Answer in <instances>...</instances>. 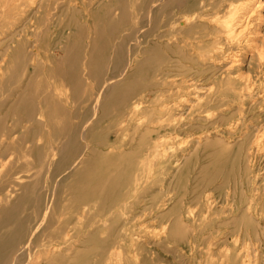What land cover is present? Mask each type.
<instances>
[{
	"label": "bare ground",
	"instance_id": "bare-ground-1",
	"mask_svg": "<svg viewBox=\"0 0 264 264\" xmlns=\"http://www.w3.org/2000/svg\"><path fill=\"white\" fill-rule=\"evenodd\" d=\"M136 1H134L130 6L118 4V6L115 5L117 13H114V15L112 13V18H107L108 23L106 22L107 25L109 24V27H112V33H108V30L104 32L105 28H103L102 32H100L99 34L103 35L105 38L108 34H111V37L114 38V46L112 49L113 52L111 54L113 57V63L111 65L112 70H109L111 71V75H108L109 78H102V70L98 71L99 76L97 77H99V79H104V81L101 87L100 85L97 86L99 87L98 93H92L95 94V99L92 100L93 102L89 103L90 98L89 101L88 98H85V100L87 99L88 102L84 100V102L82 101L83 103L81 102V104H84L85 102H87L86 104H88L86 106V110L84 111L85 114L83 113V116L80 115L81 117H83V123L82 125H80V127L82 126L81 132H78L81 136V140H84L82 141L83 143L78 141L79 143L83 144V147H79V145L81 144H77L80 149L76 148L75 146L77 143L76 140H78L75 138L78 135L76 134L77 130L75 129L78 125H75V127L72 128V122L74 120L71 121L70 119V123L72 126L70 125V127L68 122L67 125L69 129L67 128V130L69 131V135H65L68 137L67 140L62 139V142L58 143V146L53 149H50L51 144L50 146L48 145L50 151L54 154V156L55 154L58 156V160L56 159V157L55 160H50V156L47 154L48 152L46 153L49 156V158L46 156L47 160L49 159L51 163L56 161V163H53V165L50 164L52 165L50 167L47 165V163H45L46 169L47 166L50 169V171L48 170L50 174V176H48L49 178L46 176L48 175V171L45 175L46 178L49 179L47 189L42 192L43 189H39L41 187L38 188V184H34L38 182V180H40L38 179L40 176H37L38 180H36V182L33 181L35 189L33 188V185L31 186L35 191L33 192V189L31 190V192L29 191L30 195L32 194V192L34 193V195L33 197L29 195L31 197L29 198L27 197V191L30 190V186L28 183H25L26 181L22 178L24 180V183L22 181L21 184L20 182L17 184L19 194L16 195L15 198L13 197L14 199L10 201L9 195H11L15 190H9L8 194H6V198L4 200L1 199L0 264H40L43 262L45 264H67V259L71 257L72 254H74V251L77 252L76 250H74V245H72L71 243V239L73 237L72 235H70V232L72 231L68 232L66 230V228L68 229V225L72 226V224L69 223L71 216H66L69 220H66L67 223L63 224V227L58 226L60 222L59 224L57 223L58 225L56 227V222H54V211L56 207V200H58L55 195L58 193L57 191L63 187V184L61 183H65L71 180L72 184H74V188H71L69 191L66 190L67 194L61 193V197H63V195H67L68 197H70V193H75V196L77 197L78 195H80V197L76 199L71 197L72 199H70L68 202L72 204V208H70V211L74 210V212L76 213V215L74 216L75 218L73 219L75 227L83 224L80 221L81 216H83L82 212L84 211V216H89V209L87 210V207L90 208L89 205L92 201H98L101 210H103V214L100 215L99 219L93 218L89 222V230L94 228V232H96L99 225L104 226L105 224L107 225L110 222V229L116 231L117 228L122 225L121 223L124 222H120V218L124 217L126 213L129 210L131 211V208L134 206L131 205L132 203L130 204L127 201L129 197L134 198L133 203L135 204L137 201L139 202V200L143 201L142 199H144L145 196L149 193H153L152 190L154 188H158V191H162L164 188L163 185L166 182L165 180L167 178H174L178 181L185 180L183 169L185 166V169L189 166V159L192 158L193 153H196L202 145H207L209 142L213 143L214 141H216L215 143H225V141L223 140L224 137L222 138V135L220 133L216 132V134H219L220 136L217 138V140H214L213 137H210L209 132H205L199 135L189 134V136L187 137H191L190 141L185 148L182 147L183 149H181V145L177 144L176 146H174V144L177 142V138H180L179 136L183 134L182 131L184 130L185 126L180 117L187 116L190 118L194 117L193 115L194 113H196L197 117H206V119L207 117H217L218 120H221L223 122V125H226V123H228L229 121V117H244L247 112L253 111L255 108H257V104L261 103V101L258 100L259 97H254L257 96V93H254V91L255 89H260L258 84L264 83V77L260 80H252L249 74L253 72L252 69H256V66L260 69L264 60V0H149L150 3H153V5H148L149 7H147L146 9L145 6V10L141 5H137ZM45 3L48 2L45 0H0V7H8L9 9H11L13 16L17 12L18 16L22 17V15H24L23 13H25L23 7H26L27 5H31L32 7L34 5L38 7L39 11V6H45ZM20 8H22L24 12H20ZM28 8L31 9L30 7ZM33 11L30 13L32 14ZM107 12L110 13V11L108 10ZM156 13H158L159 16L156 17ZM1 15H3L2 10ZM9 15H11V12L9 13ZM105 15V17H107V14ZM0 20H2V18ZM24 22L25 21H23V23ZM6 24L4 26H6ZM145 25L152 26H148V30H142V28L144 29ZM11 26L13 27L12 24ZM8 27H10L9 24ZM109 27L108 29H110ZM8 29L5 28V31ZM0 30H2V27L0 28ZM14 30L15 29H11L13 35L15 34ZM3 33L4 32L2 30V34ZM15 36H17V34H15ZM95 42L91 45H89L88 43L87 44L91 48L92 46H95V48L98 49V43ZM126 45H128L129 47L126 48ZM33 49L35 50V48ZM99 49V53H95L96 55L91 54L87 49H85L87 50V52H89V54L86 55V57L84 56L85 62L83 63V67L84 65L85 67L87 65L90 66L92 61L96 60V57L98 59V55H100V59L101 57H104L106 55L105 53L107 51V45H99ZM70 50L71 49L69 48L68 50L63 49V53L67 55L68 52L70 54L71 52H73ZM93 56L94 60H91ZM70 57H73L74 59L78 58V54H72ZM247 57L248 62H246ZM66 58H68V56ZM35 59H37V57ZM41 62L43 61L38 60V64L40 63L42 67ZM73 62L71 61V65ZM58 63H60L59 59ZM106 64L107 66L103 65L105 66V68L110 67L108 66L109 63ZM32 65L34 64L32 63ZM81 65L82 64H80V67L78 66L79 70H81L80 68H82ZM74 66L75 68L77 66L76 59L74 62ZM46 68L47 72L54 71L53 65H48V67L46 66ZM69 68L67 67L66 71L70 70ZM99 68L101 69L100 64ZM140 69H143L142 71L145 72L147 71V73L149 74V79L147 81L145 80L146 82L142 81V79L133 78V75L136 73V71L139 72ZM20 70H22V68ZM88 70L93 74V70H90V68ZM75 71L76 70H74V72ZM69 73H66V75H69ZM84 73L86 74V72ZM70 74L72 75V73ZM76 76L79 75L77 74ZM81 76H79L78 78H84ZM106 76L104 75V77ZM71 77L72 76H70V79ZM74 77L75 76L73 75V81L78 82H71L75 83L76 85H81L82 82H79L81 79L79 80L77 78L78 80H74ZM91 77L89 79H86L90 80L92 79ZM101 79L99 81H101ZM211 79L212 81L210 82ZM83 81H85V79ZM95 81V85H97L98 78L97 80L95 79ZM71 82L67 84H70ZM85 83L83 84L82 88H84ZM12 88L13 87H11V89ZM150 88H152V91L148 90ZM87 89L88 87L84 88L83 92L84 90L86 92ZM95 91H97V88ZM7 94H9V92ZM5 95L3 97H5ZM85 95H83V97ZM149 95L152 96L148 97ZM87 96L89 95L87 94ZM253 97L254 99H252ZM250 98L252 100H249ZM21 99L22 98L20 97L18 102H20ZM22 101L19 104H23ZM39 101L41 102V100ZM40 102L34 103L31 101L30 103H26V105L28 106V111H30L33 106V114L34 112H36V110L39 111V113L42 112V108H35V105H40ZM232 104L236 105V109L231 110L229 108ZM8 106H10V104ZM53 107H55V105ZM246 109L247 112H245ZM60 110H62V108H60ZM76 110H78V108ZM59 111L58 115L55 114L57 115L56 118H58L59 114L62 113H60ZM67 112L68 111L66 110V113ZM76 112H78L79 114V110L75 111V113ZM68 113L67 116H71L70 114L68 115ZM112 114L115 117V122L109 128L110 130H114V140L112 143H102V138L106 137L109 134L104 135L106 129L100 130L98 126H100L101 121L105 117H108ZM76 115L74 114V117ZM34 116L36 115H33V117ZM33 117H30V120L33 121ZM250 117H264V110H260V112H253ZM40 118L43 119L42 116ZM258 118L250 121L249 125L246 124L248 126V129L246 127V135L241 138V140H239L236 145H234L236 151L234 150L235 153L233 155V158L228 160L229 164L233 165L237 163L240 168H244L238 176L237 185L239 187V193L235 192L231 198L230 194H226L223 199L221 198L212 200L213 195L211 193H207L209 191H207V189H198V187H196L194 190L190 191L189 189H186L185 186L181 187L180 190H178L181 195L178 199L179 205L177 206V203L173 205L171 210L172 212L170 214L160 216V224L157 226L158 228H156L155 231L153 230L152 232H150L148 230H145L150 232V234L147 233L148 235L143 236L145 238H143L144 240H142V243L140 241V238H132L133 236L129 237V234H127V230H119L116 234L118 241H116L115 238L114 240L116 242L127 240L130 247L148 246L152 249H157L160 247V245H165L168 247L170 246L171 255L173 256V258L178 259L179 263L177 261V264H181L183 252L182 250L178 249L176 245L179 243H187L188 249H191L194 245L195 235L197 231L196 226L198 223V219L197 215L195 214V212L197 211H194V209H192L193 207L191 208V206H189L184 201L185 196H187L188 194L190 195L191 192H197V194L195 195V202L199 204L201 212L207 214L211 213L214 216L216 215V217H221L223 213L228 210V214L231 215L230 217H232L233 225L237 226L240 229L244 228V232L248 227L258 225L259 223L257 219H259L260 215L258 214L259 211L256 202L262 201L264 206V172L261 173L256 168L257 166H255L254 164V161H256L257 159V154L264 153V126L259 124L260 121L258 120ZM2 119L3 118H1L0 123ZM65 121L66 120H64V122ZM35 123L37 124V122ZM45 123H42V126H44ZM73 123H75V121ZM237 123L234 125V127L238 126ZM218 125L220 126V124ZM40 126L41 125H39V130L41 128ZM64 126L65 124L63 123V127ZM2 129L3 128L0 127V131ZM229 129L230 128L228 127V129H225V131L223 130L222 133H231ZM94 130H97L98 134L96 133L94 135ZM109 131H107L106 133H109ZM253 131L257 132V134L254 133L255 135L253 134L252 138ZM38 132L39 131H37V133ZM59 132L60 131H58V133ZM51 133L52 132H50V135L52 136ZM26 136H28V134ZM59 136H61V134ZM65 136H63V138ZM91 137H93V140H101V143L98 144L107 148V150H97L95 148H92V145L90 147V141H87V139H90ZM59 138L61 140L62 137ZM23 140L24 139L22 138V141ZM179 140L180 143L181 139ZM22 141H18L20 145ZM49 141L50 140H48V142ZM19 143H17L18 147ZM27 144H23L24 149L25 145ZM10 145L12 147V144ZM20 148L22 149V146ZM51 152L49 153L51 154ZM211 152L212 151H210V153ZM42 155L44 154L42 153ZM37 158L39 157L37 156ZM30 160L32 159L30 158ZM207 160L209 161L210 158ZM43 161H46L45 158L43 159ZM43 161H40V164ZM20 165H24V163H21ZM179 165H182V167L178 168ZM151 166L154 167V171L152 173ZM15 167L14 169L17 170ZM205 167L201 166L202 169H204ZM11 168H13V166H11ZM36 168L34 169L36 170ZM14 169H12L13 172L15 171ZM21 170L23 172L24 170H26V168L23 170L21 166ZM17 171H20V169ZM205 172L208 171L205 170ZM29 173H26L27 177ZM32 174L34 175V172ZM39 174L41 175V172H39ZM8 175L9 178L12 179L13 176L10 177L9 173ZM20 175H23L21 171ZM59 175L61 176L58 178L57 176ZM215 175L211 174V177ZM194 176L192 178H194ZM29 178L32 180L31 177H28V180ZM43 178L44 176L42 177V179ZM207 178L209 179L210 175L209 177L207 176ZM33 180H35V178H33ZM15 182L16 181H14V183ZM0 184L2 185V181ZM12 184H9V187ZM199 184H201V181L199 182ZM209 185L210 184H205L204 182V185L201 184V187H207ZM5 186L7 187L8 185ZM2 187L4 186L2 185ZM43 187H45V185ZM9 189H11V187ZM0 191L2 192L4 190ZM61 191L63 190L61 189ZM59 194L60 193H58V197L60 196ZM192 195L193 194H191L190 196ZM233 197H235V199ZM60 201L61 200L59 199L57 203H61ZM166 201H171V198L166 197ZM64 205L65 204H63L62 207H64ZM60 206L61 205H59V207ZM157 206H159L158 208L161 209L162 207H165L163 206V202L162 204H159ZM68 210L66 208V211ZM79 212L82 215L79 214ZM226 215L227 214H225V216ZM60 218L62 219V216H60L59 219ZM138 219L141 220V218ZM218 224L219 226L227 225V223L223 222H220ZM101 233H103L102 235H105L104 231H101ZM91 235L92 234H88V236L83 237H85L86 239ZM102 235H100V237H102ZM85 239L84 241L81 240V243L85 242ZM258 243H260V241ZM109 244V240L107 239L99 240L96 250L93 254V260L91 261L93 262V264H119L116 256L119 257L120 252H116L115 250L113 252V250L110 251L109 249H107V246ZM87 257L88 256L84 257L85 261ZM214 258V260L209 261V264H255L248 258L247 254L240 249H229L219 257H216L215 255ZM39 259L40 261H38ZM136 261H139V258ZM182 264H184V262ZM257 264L262 263L258 262Z\"/></svg>",
	"mask_w": 264,
	"mask_h": 264
},
{
	"label": "rangeland",
	"instance_id": "rangeland-1",
	"mask_svg": "<svg viewBox=\"0 0 264 264\" xmlns=\"http://www.w3.org/2000/svg\"><path fill=\"white\" fill-rule=\"evenodd\" d=\"M45 1L48 2V3H45L46 7L43 5L39 6L40 7L39 11H38V7L34 6V5H33L34 7L33 6L31 7V5H27L26 7H23V9L25 10V13H23L24 15H22L23 18L21 16H18L17 12L13 16L11 9H9L8 7L7 8L0 7V19L2 18V20L5 22V24L7 23L6 26H4L5 25L4 22L2 20H0V26L2 27V30L4 32L2 34V30H0V98H1L0 99V114H1L0 120H1V118L4 119V120L2 119V121L0 123V125H1L0 127L3 128L0 131V143H2V144H0V150H1L0 151V157H1L0 158V173H1L0 174V183L2 181V185L4 186V187H2V185L0 184V188H1L0 190H4L2 192L0 191L1 192L0 193V195H1L0 201H1V199L4 200L6 198V194H8L9 190L10 191L15 190L11 195H9L10 201H12L16 197V195L19 194L17 184L19 182L21 184L22 181L24 183V180L26 181L25 183H28L30 186L29 187L30 190L27 191V193H28L27 197H29V198L33 197V195H34L33 192L35 191L34 186L36 184H38V188L41 187L39 189H41V190L43 189L42 192L45 189H47V186H48L47 184L49 182L48 181L49 179H47L46 176L47 177L50 176L49 167L52 166L53 163H56V161L51 163L50 160H52V159L55 160V157L58 160V158H57L58 156L56 154L54 156V154L50 151V149L57 147L58 143L62 142V139L67 140V138H68L67 136L69 135V131L67 130L68 122H69V126H70L71 125L70 122L73 120L75 121V123H73L74 121L72 122V125H73V126L71 125L72 128H74L75 125H78L75 129V130H77L76 134L79 135V136L77 135V137H75V138L78 140H76L74 138L77 142L75 145L76 148H79L83 145L82 141H84V140H81V136L78 133V132H81L82 126L80 127V125H82V123H83V121H82L83 117H81L80 115L83 116L85 114L84 111L86 110V106L88 105L86 103L89 101V98H90L89 103L93 102L92 100L95 99V94H97L99 91V87H97V86L100 85V87H101L104 79L109 78V76L111 75L110 74L111 71H109V70H112L111 65L113 63V57L111 54L113 52L112 49L114 46V44H113L114 38L111 37V34H108V33H112V29H111L112 27H109V24L107 25V23H108L107 18L111 19L112 16L114 15V13H117L116 6H118V5L130 6L136 0H128V1H126V0L125 1L124 0L123 1H121V0H58V1L57 0L56 1L50 0L52 3L48 0H45ZM150 1L149 0H138L136 2H137V5H141L143 9L146 6L145 7V9H146L147 7L153 5V3H150ZM49 2H50V4H49ZM120 2H122V3H120ZM126 2H128V3H126ZM28 7H30L31 9H29ZM42 7H44V8H42ZM21 9L22 8H20L19 11L24 12L23 9L22 10ZM28 9H29V11H28ZM110 9H113V10H110ZM1 10H2L3 15H1ZM107 10L110 11L111 14L108 13ZM32 11H33V13L31 14L30 12H32ZM10 12H11V15H9ZM112 13H113V15H112ZM105 14H107V17H105L106 16ZM6 15H8L9 17ZM25 16H27L28 18ZM108 16H110V17H108ZM155 16L156 17L159 16L158 13H156ZM6 18H7V20H6ZM13 20L15 21V23ZM6 21H8V22H6ZM12 21H13V23H12ZM23 21H25V22L23 23ZM10 23L13 25V27L11 26ZM8 24L10 25V27H8ZM104 24H105V26H104ZM148 26L150 27L152 25H145L144 29L142 28V30H148V28H149ZM3 27H4V29H3ZM106 27H107V29H106ZM108 27L110 29H108ZM5 28L6 29L9 28V29L5 31ZM103 28H105L104 32L106 30H108V33H106V34H108L106 38L103 35H99L100 32H102ZM11 29L12 30L15 29L14 33L17 34V36H15V34L14 35L12 34ZM39 31H40V33H39ZM81 31H82V33H81ZM40 34H41V36H40ZM87 35L88 36L90 35L91 37L89 36L90 37L89 38ZM88 38H89V40H88ZM97 39H98V41H97ZM95 41L98 43V49L95 48V46L94 47L92 46V48L89 46V45L93 44ZM99 45H101V46L107 45V51L105 53L106 55L104 57H101V59L99 57L100 55H98V59L95 56L96 60H94V56H93L91 59V60H94V61H92L93 65L91 63V65H90L91 67L88 65L86 67L84 65V67H83V63L85 62L84 56L86 57V55H88L89 52L93 55L95 53L98 54L99 50H100ZM128 47L129 46L126 45V48H128ZM33 48H35L36 51ZM62 48L64 50H66V49L68 50V48H69V49H71L70 51H73V52H71L70 54L67 52V55H66L63 53ZM85 49H87L89 52H87V50H85ZM33 52H35V53H33ZM72 54H78V58H75L77 60V66H76L77 69L74 66L75 59L73 57L72 58L70 57ZM109 54H110V56H109ZM67 56H68V58H66ZM36 57H37V59H35ZM58 59H59L60 63H58ZM62 59H63V61H62ZM109 59H110V61H109ZM38 60L43 61V62H41L42 67H41L40 63L38 64ZM247 60H248V57L246 58V62H248ZM20 61H22V62H20ZM71 61L72 62L74 61L72 63V65H71ZM105 61H107V62H105ZM30 62H31V64H30ZM64 62H65V64H64ZM32 63L34 65H32ZM79 63L82 64L81 65L82 68H80L81 70H79V68H78V66L80 67ZM106 63L110 64V65L108 64V66H110V67H106L107 69L105 68V66H103V65L107 66ZM99 64H100L101 69L99 68ZM31 65H32V67H31ZM45 65L47 67H48V65H53L54 71L53 72H47V70H46L47 68ZM69 65H71L72 67ZM62 66H64V67H62ZM263 66H264V60H263V64L261 65L260 69L257 66H256V69H254V70L252 69V71L254 73L251 72L249 74V76L252 80L263 79V77H264V75H263L264 74V67ZM67 67L68 68L71 67V68H69L70 70L66 71ZM21 68H22V70H20ZM89 68H90V70H93V74L91 73V71L88 70ZM74 70H76V71L74 72ZM101 70H102V78H104V79L100 78L101 81H99L100 79L97 76H99L98 71H101ZM142 70L143 69H140L139 72L136 71V73L133 75V78L142 79V81H145V80L147 81L149 79V74L147 73V71L145 72ZM39 71H41V72H39ZM63 71L66 73H69L71 71L70 73H72V75L70 73H69V75L68 74L66 75V73H64ZM87 71H89V72H87ZM77 72H79V73H77ZM84 72H86V74ZM82 73L84 74V76ZM63 74H65L66 76ZM77 74L79 76L82 75L81 77H84V78H78L79 76H76ZM62 75H63V77L64 76L65 77L63 78ZM73 75L75 76L74 80H78V79L80 80L81 79L79 81L80 83L82 82L81 85L79 83H78L79 85L75 84L78 81H73ZM104 75L105 76L107 75V76L104 77ZM70 76H72L71 79H70ZM89 76L90 77L92 76L91 78L93 80L92 79L87 80L86 78L89 79L90 78ZM97 78H98L97 85H95L96 84L95 79L97 80ZM62 79H64V80H62ZM84 79H85V81H83ZM71 81H73L75 83H73ZM211 81H212V79L210 80V82ZM69 82H71V83L67 84ZM83 82L84 83L86 82L84 85V88L88 87L86 92H85V90L83 92V89H84V88H82L83 84H84ZM88 82L90 83V85ZM98 83H100V84H98ZM258 85H259L260 89L259 90L255 89L254 93H257L256 94L257 96H254V97H259L258 100L261 101V103H258L256 106L257 108H255L251 112H247V109H246L245 112H247V113L245 114L244 117H229V121H228V123H226V125H223V122L221 120H218L217 117H207V119H206V117H197L196 113H194V115H193L194 117L189 118L185 115H184L185 117H180L182 122L185 124V126H184V130L182 131L183 134H181L179 136L180 138H177L178 143L176 142L174 144V146H176L178 144V145H181V149H183L187 146V144L190 141L191 137H187V136H189V134L190 135H192V134L199 135V134H201V133L203 134L205 132H209L210 137L211 138L213 137L214 140L215 139L217 140V138L220 136L219 134H216V132L220 133L222 135L221 137L222 138L224 137L223 140L225 141V143L224 142L223 143H220V142L215 143L216 141H214L213 143L209 142L207 145H202L196 153H193L192 158L189 159V166L186 169H185L186 166L184 167L185 171L183 169V175H185V180H182V181L179 180L178 181V180H175L174 178H171V179L167 178L165 180L166 182L163 185L164 188L162 191L161 190L158 191V188H154L152 190L153 193H151V194L149 193L148 195L145 196L144 199H142L143 201L139 200V202L137 201L135 204L133 203L134 198L129 197L127 201L130 204L132 203L131 205H134V206L131 208L132 209L131 211L129 210L126 213L125 216H127V217L124 216L125 218L124 217L120 218V222H122V221L125 222L127 220L128 221L125 223L122 222L121 223L122 225L119 228H117L116 231H114L113 229H110V224H109L110 222L107 225L105 224L104 226L99 225L96 232H94L95 231L94 228L89 230V222L93 218L99 219L100 215L103 214V210H101L100 204L98 201H92L91 204L89 205L90 208L87 207V210L89 209L88 210L89 216H84V211L82 210L83 216H81L80 221L83 224L78 226V227H75L73 219L75 218L74 216L76 215V213L74 212V210L70 211V208H72L71 207L72 204H70L68 202L72 198L76 199V198L80 197V195H78V197H77V196H75V193H70L71 194L70 197H68L67 195H65V196L63 195V197H61V195H62L61 193L67 194L66 190L69 191L71 188H74V184H72L71 180L68 182H65V183H61V184H63V187L61 185V187H62L61 189L64 192L61 191V189L57 191L58 193H60L59 194L60 198L58 197V193L55 195V197L58 198V200H56V207H55V211H54L55 212L54 213V222H56L55 223L56 227L59 224V222H60V224L58 226L63 227L64 226L63 224L67 223L66 220H69L67 217L71 216L69 223H71L72 226L68 225V229L66 228V230L68 232L72 231V232H70V235H72V237H73L71 239V243H72V245H74V250L77 251V252L74 251V254H72V256L67 259V264H81V263L82 264H85V263L93 264V262H91V261L93 260V254L96 250L98 242H99V240H104V239L109 240V243H110L107 246V249H109L110 251L113 250V252L115 250L116 252H120V254L122 255L121 256L119 254V257L116 256V259H117V261H119L118 262L119 264H121V263L122 264H137V263L138 264H177L178 259L173 258V256L171 255V247L170 246L168 247L165 245H162V246L160 245V247L157 249H152L151 247H148V246L130 247L129 242L127 240L116 242V241H118L116 234L119 230H127V234H129V237L133 236L132 238H138V239L140 238V241L142 243V240H144L143 238H145L143 236L150 234V232H152L153 230L155 231L156 228H158L157 226L160 224V221H159L160 216L170 214L172 212L171 210H172L173 205H175L176 203H177L176 204L177 206L179 205L178 199L180 198L181 195L178 192V190H180L181 187L185 186L186 189H189L190 191L194 190L196 187H198V189H207V191L209 190L207 193H211L213 195L212 200L213 199L217 200V199H221V198L223 199L226 194L227 195L230 194V198H231L235 192L239 193V187L237 185L238 176L244 168H240L237 163L233 164V165L229 164L228 160L233 158V155L236 151L234 145H236V143L246 135V132L248 129L247 125H249V122L255 118H258V117H250V115L253 112H260V110H264V97H263V95H264V83L258 84ZM11 87H13L14 90H13V88L11 89ZM96 88H97V91H95ZM9 90H11V91H9ZM148 90L152 91V88H150ZM8 92H9V94H7ZM15 92H17V93H15ZM82 92L85 94L87 93L89 96H87V94L86 95L83 94ZM93 92H95V94H92ZM90 93H91V96H90ZM31 94H33V95H31ZM81 94H83L85 96L83 97V95H81ZM4 95H5V97H3ZM151 96L152 95H149L148 97H151ZM20 97L22 98L20 100V102L23 100L22 101L23 104H19L20 102H18ZM41 97L44 99H42ZM254 97L252 99H254ZM81 98H83V99H81ZM85 98H88V101H87V99L85 100ZM252 99L250 98L249 100H252ZM29 100H31L34 103H38V102H40L39 100H41V102L39 103L40 105L36 104L35 108L36 109H39V107L42 108V112L39 113V111L36 110V112H34V114H33V110H32V109H34L33 106L30 109V111H28V106L26 105V103H30L31 101H29ZM83 100L87 101L84 103L85 105L81 104V102ZM9 104H10V106H8ZM44 104H46V105H44ZM54 105H55V107H53ZM80 105H81V107H80ZM7 107H8V109H7ZM235 107H236V105L232 104V105H230L229 108L231 110H233V109H236ZM13 108H14V110H13ZM60 108H62V110H60ZM72 108L75 110H73ZM77 108L79 110V114H78V112L75 113V111H78V110H76ZM49 109L50 110L52 109L51 110L52 112ZM48 110H49L50 114L48 113ZM66 110L69 112V113L67 112L68 115L70 114L71 116H67ZM5 111H7V112H5ZM58 111L60 113L61 112L62 113L59 114L58 118H56V116L58 115ZM4 112H5V114H4ZM72 113H74L75 115L77 114V115L74 117V114H72ZM30 114H32V115H30ZM55 114H57V115H55ZM33 115H36V116L33 117ZM60 115H61V118H60ZM41 116L44 120L40 118ZM30 117L31 118L33 117V121L30 120L31 119ZM196 117H197V119H196ZM70 119H71V121H70ZM114 119H115V117L113 116V114L108 116V117H105L101 121L100 126H98V128L100 130L106 129V132L109 131L110 130L109 127L111 125H113L115 122ZM51 120H52V122H51ZM64 120H66V121L64 122ZM80 120H81V122H80ZM258 120L260 121L259 124L264 126V124H262V123H264L263 122L264 117H259ZM41 121H43V122H41ZM61 121L65 124L64 127H63V123ZM237 121H238V123H237ZM35 122H37V124ZM42 123H45L44 126H42ZM61 123H62V125H61ZM188 123H190V124H188ZM236 123L238 124V126L234 127V125ZM38 124L41 125L40 130H39ZM218 124H220V126ZM253 125H255V124H253ZM52 126H53V128H52ZM226 126H227V128H226ZM228 127L230 128L229 131H231V133H226V134L224 132L222 133V131L223 130L225 131V129H228ZM246 127H247V129H246ZM249 127H251V126H249ZM79 128H80V130H79ZM212 130H214V131H212ZM233 130H235V131H233ZM37 131H39L40 133L39 132L37 133ZM58 131H60L61 133L60 132L58 133ZM4 132H5V134H4ZM50 132H52L51 133L52 136L50 135ZM66 132H67V134H66ZM106 132L104 135H106V134H109V135L102 138V143H106V142L112 143L114 140V137H115L114 130H110L109 133H106ZM96 133L98 134L97 130H94L93 134L95 135ZM254 133L257 134V132L253 131L252 132V138H253ZM27 134H28V136H26ZM60 134H61V136H59ZM65 135H67V136H65ZM21 136L24 139L23 141H26V142L22 141ZM63 136H65L66 138L65 137L63 138ZM59 137H62L61 140ZM79 137H80V140H79ZM32 138H34V139H32ZM179 139H181L180 143H179V141H180ZM231 139H233V140H231ZM37 140H39V141H37ZM48 140H50V141L48 142ZM228 140L229 141L231 140V141L229 142ZM7 141H8V143H7ZM18 141H20V142L22 141L23 144L28 143L27 145H25V149L23 148L24 147L23 144L21 143V145H20V143ZM31 141H32V143H31ZM78 141H80L82 143H79ZM87 141H90L89 146L91 147V145H92V148H95L97 150H107V148L100 146L98 144V143H101V140L99 141V139L93 140V137H91L90 139H87ZM232 141H233V143H232ZM9 142H10V144H12V147L9 144ZM34 142L36 143L37 146L35 145ZM17 143H19V147H18ZM50 144H51V146H50ZM77 144H81V145H79V147H78ZM48 145L50 146V149H49ZM227 145H228V147H227ZM13 146H14V148H13ZM21 146H22V149L20 148ZM28 148L31 149L32 151L29 150ZM8 149H10V150L14 149L15 151L14 150L10 151ZM18 149H19V151H18ZM26 149H27V151H26ZM231 149H233V150H231ZM12 151H14V152H12ZM210 151H212V152L210 153ZM15 152H17V153H15ZM29 152L30 153L32 152V153L30 154ZM49 152H51V154ZM231 152H232V154H231ZM42 153L44 155H42ZM46 153L50 156V160L48 159L50 162L46 159L47 157L49 158V156ZM20 154H22L23 157ZM27 154H28V156H27ZM51 155H52V157H51ZM37 156L39 158H37ZM53 156H54V158H53ZM205 157H207V158H205ZM30 158L32 160H30ZM44 158L47 162L43 161ZM209 158H210V160L208 161L207 159H209ZM3 159L5 160V162ZM39 159H41V160H39ZM205 160L207 161L208 164L206 163ZM213 160H214V162H213ZM12 161H14V162H12ZM40 161H43V162H41V164H40ZM209 162H211V163H209ZM254 162H255L254 163L255 166H257L256 168L261 173L264 172V153L257 154V159ZM21 163L22 164L24 163V165H20ZM45 163H47V165L49 166L48 167L46 165L47 169L45 167ZM50 164H52V165H50ZM15 165H16V167H15ZM11 166H13V168H11ZM21 166H22L23 170L26 168L27 171L24 170L26 173H29L31 170L34 172V175L36 177L32 174L33 173L32 171L30 172L31 174L29 173V175H31V176H29L27 174L28 177L32 178V180L29 178V180L32 182V184L28 180L26 173L24 171L22 172ZM201 166L202 167L206 166L204 169L207 170L208 172H205V170L202 169ZM14 167L17 170L20 169V171L23 175H20V171L15 170ZM42 167H43V169H42ZM152 167L153 166H151V173L154 171V167L153 168ZM181 167H182V165L178 166V168H181ZM34 168H36V170ZM12 169H14L15 171L13 172ZM47 171H48V175H46ZM7 172L10 174V177L13 176L12 179L9 178V175ZM10 172H12V173H10ZM36 172H38V173H36ZM39 172H41V175L39 174ZM192 173H193V176L195 175L194 178H192L193 177ZM214 173L215 174L217 173V174L215 175ZM211 174L215 175L216 178H215V176L211 177ZM209 175H210V178L208 179L207 176L209 177ZM37 176L38 177L40 176L38 178L40 180L37 179ZM43 176H44L43 179L46 178L47 180L46 179L43 180L42 179ZM60 176L61 175H59L57 177L59 178ZM6 177H7V179H6ZM13 178H16V179L18 178L21 180H18V179L16 180ZM33 178H35V180H33ZM36 180H38V182H36ZM3 181H4L5 185H8L7 187L4 185ZM14 181H16L17 183L16 182L14 183ZM33 181L36 183H34ZM200 181H201L202 185H204V182H205V184H210V185L207 187H204V186L201 187V184H199ZM43 183H45V184H43ZM9 184H12L10 186L12 190L9 189L10 188ZM67 184H69V185H67ZM32 185H33L34 189L31 187ZM42 185L43 186L45 185V187H43ZM59 188H60V185H59ZM190 188H192V189H190ZM214 188H215V190H214ZM16 190H17V192H16ZM31 190L33 192L30 195ZM164 190H165V192H164ZM191 194H193V195L190 196ZM191 194L190 195L188 194L187 196H185L184 201L189 206H191V208L193 207L192 209H194V211H197V212H195V214L197 215V219H198V223L196 226L197 231H196V235H195L194 245L191 249L190 248L188 249L187 243L186 244L179 243L176 245V247L178 249L182 250V252H183V256L181 258L182 259L181 264L183 262H184V264H198V263L199 264L200 263L201 264H203V263L209 264L210 260L215 259L214 258L215 255H216V257H219L229 249H240V250L244 251L247 254L248 258L250 260H252L255 264H257L258 262L264 264V239H263L264 238V232H263L264 231V206H263L262 201L256 202V205H257V208L259 211L258 214L260 215L259 219H257L259 224L255 225V226L248 227L247 228L248 231L245 230V232H244V228L240 229L237 226L233 225L232 217H230L231 215L228 214V210L225 211V213H223L224 216L222 215L221 217H216V215L214 216L211 213L207 214V213L201 212L199 204L197 202H195L196 201L195 195L197 194V192H195V193L191 192ZM146 197H147V199H146ZM166 197L171 198V201L167 202ZM61 198L64 199L65 201L62 200ZM140 198H141V196H140ZM233 198L235 199V197H233ZM59 199L61 200L60 201L61 203H57L59 201ZM161 200L163 202V206H165V207H162V209L158 208L159 206H157L159 204H162ZM164 200H165V205H164ZM173 202H175V203H173ZM66 203L69 206H67ZM193 203H194V205H193ZM63 204L66 205L67 210L69 209L68 211H66L65 205H64V207H62ZM57 205H58V207H57ZM59 205H61V206L59 207ZM93 205H96V206H93ZM148 205H151V206H148ZM68 212H71V213H68ZM132 212H134V213H132ZM145 213H146V215H145ZM58 214H59V216H58ZM79 214H81V213L79 212ZM225 214H227V215L225 216ZM60 216H62V219L61 218L59 219ZM138 218H141V220ZM137 220H139V221H137ZM220 222L227 223V225L219 226L218 223H220ZM150 223H152V224H150ZM124 224H126V225H124ZM137 225H140V226H137ZM145 230H148L150 232L145 231ZM101 231L102 232L104 231L105 235H102L103 233H101ZM112 231H114V232H112ZM113 233L115 236L113 235ZM84 234H86V235H84ZM88 234H92V235L89 236V238L85 239V237L88 236ZM100 235H102V237H100ZM135 235H136V237H135ZM77 236H78V239H77ZM83 236H85V237H83ZM138 236H140V237H138ZM114 238L116 239V241L114 240ZM256 238H258V239H256ZM84 239L86 241L81 243V240L84 241ZM259 241H260V243H258ZM74 243H76V244H74ZM36 250H39V249H36ZM34 251H35V249H34ZM85 256H88L86 258V261L84 260ZM167 256H169V257H167ZM206 256H208V257H206ZM211 256H213V257H211ZM138 258H139V261H136ZM38 261H40V259ZM178 263H179V261H178ZM40 264H45V263L43 262Z\"/></svg>",
	"mask_w": 264,
	"mask_h": 264
}]
</instances>
